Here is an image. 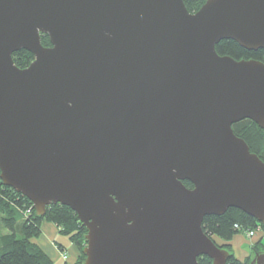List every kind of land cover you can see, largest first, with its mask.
Returning a JSON list of instances; mask_svg holds the SVG:
<instances>
[{
    "label": "water",
    "instance_id": "1",
    "mask_svg": "<svg viewBox=\"0 0 264 264\" xmlns=\"http://www.w3.org/2000/svg\"><path fill=\"white\" fill-rule=\"evenodd\" d=\"M226 39L264 49V0H0V181L76 213L81 264H226L203 217L264 227V161L232 129L264 130V61Z\"/></svg>",
    "mask_w": 264,
    "mask_h": 264
},
{
    "label": "trees",
    "instance_id": "2",
    "mask_svg": "<svg viewBox=\"0 0 264 264\" xmlns=\"http://www.w3.org/2000/svg\"><path fill=\"white\" fill-rule=\"evenodd\" d=\"M205 0H183L188 11H196ZM43 45H49L48 37L41 35ZM217 53L229 55L236 59H259L264 61V49L249 51L240 47L235 41L221 40L215 47ZM16 66L23 68L33 59V55L26 50L12 53ZM235 135L243 138L249 150L264 161V130L250 119H243L232 124ZM183 183L190 187L188 181ZM43 221L53 223L60 234L68 237L78 250L76 260L71 264H81L84 258L82 248L86 240L85 227L79 222L76 213L69 207L59 203L49 204L43 216L35 213L32 202L13 188L5 186L0 181V264H55L54 261L39 247L35 239L41 233ZM201 227L203 232L211 238L216 245L226 248L229 257L226 264H248L250 255L240 260L235 256L231 247L234 236L243 233L244 229L264 227L254 218L246 215L236 208H228L221 215H208L203 217ZM59 250L64 246L58 244ZM264 249L259 241L252 245V250ZM199 264H211V260L201 255L197 258ZM68 264V263H65Z\"/></svg>",
    "mask_w": 264,
    "mask_h": 264
},
{
    "label": "crops",
    "instance_id": "3",
    "mask_svg": "<svg viewBox=\"0 0 264 264\" xmlns=\"http://www.w3.org/2000/svg\"><path fill=\"white\" fill-rule=\"evenodd\" d=\"M242 235H236L231 240L232 242H236L239 240L238 238ZM235 240V241H233ZM35 242L39 245V247L54 261L55 264H57L61 259L62 263H68L71 264L76 260L78 250L77 247L69 242V244H66L65 242L59 241L58 242V232L57 227L48 221H43L41 224V233L40 235L35 239ZM58 244L64 246V249L61 251L58 248ZM249 248V247H248ZM62 252L67 253L69 259L65 260L62 258Z\"/></svg>",
    "mask_w": 264,
    "mask_h": 264
},
{
    "label": "rangeland",
    "instance_id": "4",
    "mask_svg": "<svg viewBox=\"0 0 264 264\" xmlns=\"http://www.w3.org/2000/svg\"><path fill=\"white\" fill-rule=\"evenodd\" d=\"M58 230L59 229L57 228V232ZM238 239L239 240H237L236 242L231 243V247L236 257H238L240 260H243L248 255V247H252V245L257 244L259 241L262 243V245H264V232L259 228L253 237L247 238L245 237V235H242ZM59 241L69 244L68 237L58 232V242ZM61 254L63 259H69L67 253L62 252ZM61 261L63 260L61 259L57 264H64Z\"/></svg>",
    "mask_w": 264,
    "mask_h": 264
},
{
    "label": "built area",
    "instance_id": "5",
    "mask_svg": "<svg viewBox=\"0 0 264 264\" xmlns=\"http://www.w3.org/2000/svg\"><path fill=\"white\" fill-rule=\"evenodd\" d=\"M258 229H259V227L256 228V229H244L242 232L245 235V237L250 238V237H253L256 234V231Z\"/></svg>",
    "mask_w": 264,
    "mask_h": 264
},
{
    "label": "flooded vegetation",
    "instance_id": "6",
    "mask_svg": "<svg viewBox=\"0 0 264 264\" xmlns=\"http://www.w3.org/2000/svg\"><path fill=\"white\" fill-rule=\"evenodd\" d=\"M191 184V183H190ZM186 186V185H185ZM187 187V186H186ZM188 188H192V184H191V186L190 187H188ZM238 235H244L243 233H241V234H238ZM231 244V243H230ZM224 248V247H223ZM226 249V248H225ZM256 251V250H255ZM255 251H253L252 250V247H249L248 248V255L247 256H249V255H251L253 252H255ZM236 256V255H235ZM246 256V257H247ZM238 258V257H237Z\"/></svg>",
    "mask_w": 264,
    "mask_h": 264
}]
</instances>
